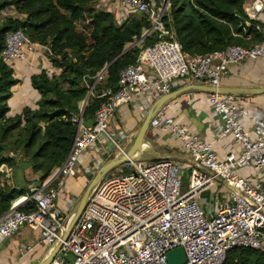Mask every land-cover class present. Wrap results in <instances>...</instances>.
<instances>
[{"label":"built area","instance_id":"2783aa9c","mask_svg":"<svg viewBox=\"0 0 264 264\" xmlns=\"http://www.w3.org/2000/svg\"><path fill=\"white\" fill-rule=\"evenodd\" d=\"M117 1L127 11L147 16L150 27L143 30L142 39L152 33H158L160 39L142 48L136 62L120 70L115 92L95 96L107 98L95 111L92 124L82 123L87 99L79 103L80 114L70 119L75 134L64 162L43 181L32 183L28 193L13 199L0 215V245L23 227L38 234L35 243L18 246L20 257L32 253L36 245L50 252L60 240L70 217L55 203L57 190L66 177L75 176L82 153L102 142L100 136L111 139L109 124L119 106L143 96L162 97L171 92L174 81L184 85L189 80L218 89L230 65L264 59V27L256 26L261 39L250 46L228 45L190 55L163 27L161 18L168 1ZM109 4L111 0H98L95 5L114 13ZM263 10L264 0H244L245 24L257 22ZM38 50L46 57L51 55L49 46L31 42L17 29L6 33L0 58L12 68L17 62H30ZM103 73V69L97 72L90 85L83 78L87 96H93L94 84L103 80ZM206 102L218 122L212 121L213 142L230 139L237 150L220 157L212 142L187 135L166 114L169 105L165 103L149 127L168 128L186 153L185 161L128 160L116 173L105 176L91 190L50 264H168L166 253L177 247L184 252L183 264H223L233 248L264 250V126L245 128L248 95L212 92ZM124 139L122 135L119 141L111 140L117 155L124 154ZM25 206L29 209H23Z\"/></svg>","mask_w":264,"mask_h":264},{"label":"trees","instance_id":"16d2710c","mask_svg":"<svg viewBox=\"0 0 264 264\" xmlns=\"http://www.w3.org/2000/svg\"><path fill=\"white\" fill-rule=\"evenodd\" d=\"M98 0H0V51L6 33L20 29L31 42L49 46L48 59L59 70L48 75L41 69L31 75L30 85L38 93L34 108L24 107L19 114L9 115L11 88L18 83L11 67L0 58V166L39 174L43 181L66 159L75 134L72 117L80 114L79 103L85 100L87 88L97 72L104 70L103 80L95 83L93 96L81 112L82 123L90 125L104 91L117 89L120 70L136 62L139 51L160 38L152 33L141 40V46L129 48L117 57L127 44L139 39L150 27L145 15L118 22L115 16L95 8ZM161 21L168 33H173L181 50L187 54H205L228 45L250 46L261 39L258 22L249 21L244 0H169ZM12 8L19 17L2 15ZM168 38V36H164ZM17 151L24 161H17L4 152ZM1 175V174H0ZM28 184L15 179L14 187L0 186V215L10 203L28 192ZM23 209H29L28 206ZM223 264H264V251L236 247Z\"/></svg>","mask_w":264,"mask_h":264},{"label":"crops","instance_id":"0c3cea01","mask_svg":"<svg viewBox=\"0 0 264 264\" xmlns=\"http://www.w3.org/2000/svg\"><path fill=\"white\" fill-rule=\"evenodd\" d=\"M109 5L112 10H114V15L118 22L138 15L132 10L127 11L125 8H122L117 0ZM11 10L13 9H5L2 11V15L6 16L8 12L10 13L9 16L19 17L15 14L14 10L10 12ZM257 22L264 27V10L258 14ZM32 57L30 62H17L12 67L13 75L18 80V83L12 86V95L7 102L9 107L8 114L11 116L19 114L26 106L34 108L39 99L38 93L30 85L31 75L38 73L41 69L45 70L50 76L59 73V70L52 66L43 51L38 50ZM189 85L198 84H193L188 80L182 85L179 81H174L171 92ZM219 88H264V59L255 61L245 60L230 65L227 74L221 78ZM207 94L208 92L202 90H187L181 92L165 102L169 105L166 109V114L182 125L187 135L195 134L208 142H212L214 151L220 157H224L230 150L236 151L237 145L226 138L221 139L220 142H213L214 128L212 121L216 124L218 122L210 115L209 107L206 102ZM248 96L250 97V102L246 106L248 114L244 119L245 128L251 129L255 124L264 126V93ZM159 98L151 97L148 99L143 96L130 103L119 106L114 119L109 124L111 139L100 136L99 139L102 140V142H95L87 151L80 155L75 165V176L66 177L57 190L55 203L62 209L66 216L72 217L89 183L100 168L111 159L120 156L114 151L111 140L119 141L120 137L124 135L125 139L121 142V146L124 151L128 149L132 145L136 133L146 115L155 101ZM143 140L144 143L141 148L140 156L146 149L151 152L152 157L148 160H142L139 156V158L136 159L137 162L149 163L161 159H171L179 162L185 161L186 153L182 150L180 142L172 136L168 128L151 129L149 127ZM119 168H121V165L115 167L114 171L117 172L120 170ZM240 173L244 174L245 171H240ZM37 180L38 178H32L30 185ZM30 185H28V189H30ZM22 229L31 232V239L29 242H24ZM37 238V232L31 231L26 227L20 228L12 237L0 245V264H37L42 262L49 253L48 249L44 246L36 245L32 253L23 257H20L17 253L19 245L35 243Z\"/></svg>","mask_w":264,"mask_h":264},{"label":"water","instance_id":"95a60500","mask_svg":"<svg viewBox=\"0 0 264 264\" xmlns=\"http://www.w3.org/2000/svg\"><path fill=\"white\" fill-rule=\"evenodd\" d=\"M168 1V0H167ZM143 36H141L139 39H135L134 42L127 48H125L119 55H117L113 60H115L117 57L123 55L129 48L132 46L137 45L140 40L142 39ZM187 90H202L206 91L208 93L212 92H217L219 94H248V95H253V94H261L264 93V88H239V89H214L212 87L208 86H201V85H189L184 88L178 89L176 91L170 92L159 99L155 101L153 106L151 107L150 111L146 115L145 119L143 120L138 132L136 133V136L132 142V145L124 151V154H120V156L115 157L105 163L100 170L97 172V174L94 176V178L91 180L89 183L83 197L81 198L80 202L78 203L72 217L70 218L65 231L62 233L60 240L55 244V246L52 248V250L48 253L47 257L40 263L37 264H50L51 261L54 259L56 254L58 253L60 247H61V241H63L70 228L74 224V222L77 220L79 217L80 213L82 212L85 203L87 201V198L93 189V187L112 169L115 167L122 165L126 163L128 160H136L140 156L141 148L144 143V135L146 134L148 128H149V123L151 119L153 118L154 114L157 112V110L168 100H170L172 97L176 96L177 94L187 91ZM88 96H86L85 100L87 99ZM166 261L168 264H183L185 261V255L182 250V248L177 247L174 248L166 253Z\"/></svg>","mask_w":264,"mask_h":264},{"label":"rangeland","instance_id":"374dc122","mask_svg":"<svg viewBox=\"0 0 264 264\" xmlns=\"http://www.w3.org/2000/svg\"><path fill=\"white\" fill-rule=\"evenodd\" d=\"M153 1H155L156 3H163V0H153ZM164 1H167V0H164ZM112 2H114V0H111V3ZM95 8H97V5H95ZM103 9L106 10V8H103ZM10 12H13V10H11ZM7 14L9 15L10 13L7 12ZM112 14L114 15L113 12H112ZM132 43L127 44L125 48L129 47ZM4 154L8 155V156H12V157L16 158L17 161H20V162L25 160L24 157L18 151L16 153L6 151V152H4ZM151 157H152L151 152L149 150L145 149L141 153L140 159L148 160ZM114 170L115 169L106 173L107 174L106 176H109L111 174L116 173V171H114ZM0 174H1L0 175V186H3V185L6 186L7 185L9 187H14L15 179H17L19 182H24L25 184H28L32 178H39V174H33L29 168H26V170H19L15 167L9 168L7 166H0ZM89 181H88V183H89ZM21 231L23 232L24 242H29V240L31 239V232L29 230H26V229H22Z\"/></svg>","mask_w":264,"mask_h":264},{"label":"bare ground","instance_id":"6f19581e","mask_svg":"<svg viewBox=\"0 0 264 264\" xmlns=\"http://www.w3.org/2000/svg\"><path fill=\"white\" fill-rule=\"evenodd\" d=\"M134 47V46H133Z\"/></svg>","mask_w":264,"mask_h":264}]
</instances>
